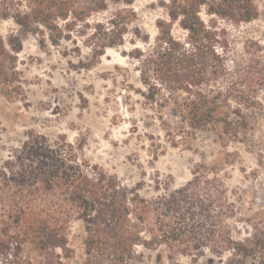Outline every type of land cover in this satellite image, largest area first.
<instances>
[{
	"label": "trees",
	"instance_id": "1",
	"mask_svg": "<svg viewBox=\"0 0 264 264\" xmlns=\"http://www.w3.org/2000/svg\"><path fill=\"white\" fill-rule=\"evenodd\" d=\"M136 1L0 0V26L16 30L0 33V97L22 95V37H36L42 49L79 39L100 57L123 45ZM164 8L167 19L155 22L156 37L142 61L146 91L140 96L159 115L177 117L174 125L162 123L170 146L202 131L224 147L250 143L247 115L262 110L254 90L264 91V57L244 49V66L229 60L219 22L252 23L254 0H168ZM102 14L109 17L93 21ZM223 167L196 166L178 189L156 180V195L145 199L138 187L80 159L72 146L27 133L0 166V264H140L138 249H163L171 264L178 258L198 264L207 255L218 264H264V213L234 239Z\"/></svg>",
	"mask_w": 264,
	"mask_h": 264
},
{
	"label": "rangeland",
	"instance_id": "2",
	"mask_svg": "<svg viewBox=\"0 0 264 264\" xmlns=\"http://www.w3.org/2000/svg\"><path fill=\"white\" fill-rule=\"evenodd\" d=\"M168 0H138L129 9L135 18L127 28L123 45L97 57L83 42L61 43L60 47L38 46L34 36L21 39L18 55L22 95L15 100L0 97V166L8 161L26 134L44 137L51 145L66 143L80 159L98 166L139 195H156V180L172 189L185 186L196 166L220 167L234 216L228 220L232 236L240 240L250 231L247 221L264 213V91L254 94L262 110L248 114L250 143L224 147L210 131L172 148L162 123L174 125L175 115H159L140 96L142 61L156 37L155 22L166 20ZM258 18L250 24L219 22L229 40V60L244 66L249 56L264 57V0H254ZM108 14L93 21L107 19ZM203 19H206L203 17ZM0 33H16L11 23ZM176 38L182 33L174 29ZM230 164H227V162ZM77 226H74L76 230ZM140 264H171L163 249H138ZM211 262V263H210ZM177 264H190L178 258ZM198 264H218L207 255Z\"/></svg>",
	"mask_w": 264,
	"mask_h": 264
}]
</instances>
